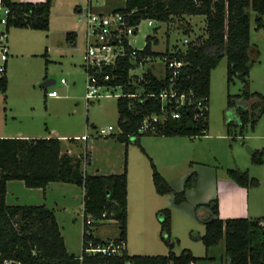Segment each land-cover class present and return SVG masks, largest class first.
Segmentation results:
<instances>
[{"label":"trees","instance_id":"16d2710c","mask_svg":"<svg viewBox=\"0 0 264 264\" xmlns=\"http://www.w3.org/2000/svg\"><path fill=\"white\" fill-rule=\"evenodd\" d=\"M89 1V0H88ZM12 17L11 28L49 30L51 0L38 3L14 2L7 0ZM77 9V8H76ZM75 9V10H76ZM111 13H119L127 23L137 27L142 21L152 20L169 24L174 20L184 23V34L189 38L192 29L185 24L186 17L202 16L204 18L203 34L194 39L189 38L185 49L174 46L163 52L153 50L158 45L154 36L145 37V45L139 57L153 59H176L186 63L179 75L173 79L178 91L190 95L191 104L177 109L178 119H168L156 127L155 132L139 134L142 121L151 115L160 114L161 108H167L169 115L176 111L174 102L161 105L157 99L145 94L160 91L169 84L171 74L168 70L156 75L152 67L143 74L142 81L129 78L128 72L133 67L128 56L119 61L116 68L102 69V75L114 77L106 82L113 87L119 85L125 94L142 92L141 99L122 97L117 99V127L120 133L105 138H113L124 144L125 157L129 144H134L147 155L141 147L142 137L187 138L194 139L207 135L209 128V86L210 75L220 61L226 59V83L229 86L235 79L243 84L240 94L227 95V108H233L239 118L240 128L248 123L253 127L255 120L264 112V99L258 93L249 91V73L251 67V13L254 14L256 30H264V0H123V6L115 7ZM187 23V22H186ZM75 33H67L74 42ZM46 57V52H45ZM116 76V77H115ZM7 79H0V94L5 95ZM255 98V113L245 106ZM5 99V97H4ZM205 108L202 116L197 104ZM88 105V104H87ZM162 106V107H161ZM251 109H254L253 105ZM228 123L227 127H233ZM229 131V130H228ZM134 139L131 141V139ZM68 142H71L70 140ZM79 144V142L75 143ZM84 148L86 163L88 154L86 146L80 147V157ZM149 159V158H148ZM151 178L154 189L159 196L174 195V205H181L185 192L193 188L197 175L191 173L184 182L183 190L174 192L159 174L149 159ZM253 165L264 164L263 151L255 150L251 155ZM82 160L62 152V143L56 137L38 139L0 138V264H198L207 260L194 257L190 250L180 255L173 252L171 237V210L163 208L156 215L160 224L161 241L168 247L167 255H128L121 258L88 256L82 251L79 256L69 254L65 247L60 227L55 214L45 206H10L6 203L7 183L21 181L28 189H45L51 183H67L83 189L82 245L87 240L94 243L100 239L94 237L100 222L115 221L117 239L127 238V166L124 160L120 174H87L81 169ZM228 177L237 186L245 189L257 188L260 183L249 176L247 170H228ZM195 215L204 226L203 235H193L194 241H200L207 251L224 241V259L222 264H264V219L230 218L221 219L217 197L195 207ZM91 219V225L86 221ZM102 241V240H101Z\"/></svg>","mask_w":264,"mask_h":264},{"label":"rangeland","instance_id":"374dc122","mask_svg":"<svg viewBox=\"0 0 264 264\" xmlns=\"http://www.w3.org/2000/svg\"><path fill=\"white\" fill-rule=\"evenodd\" d=\"M12 1L25 2L26 0ZM96 1L98 5H95ZM87 4L88 0H51L48 31L20 28L9 30L8 43L13 53L10 62H13L14 71L10 76L8 92L2 95L8 104L6 108L8 111L9 107H14L18 108V113L27 115L28 109L33 107L36 110L35 115L46 123L45 128L55 129L59 133L62 131L74 133L73 131L79 130L91 133L95 128L108 126L114 127L117 132L118 114L115 97L102 98L88 105L84 100L85 73L82 65L85 28L78 22L75 9L78 5L84 7ZM92 4L95 6L93 10H97L101 7L123 6V0H92ZM254 17L251 13L252 63L249 73V91L262 95L264 99V30H256ZM147 22L142 21L138 26V32L133 38L136 48H142L145 37L149 35L158 40V45L153 47L155 51L163 52L166 48L172 49L174 46L185 49L184 39H194L197 35L203 34L204 18L202 16L185 18V24L192 29L189 38L183 32L184 23L178 20L169 24H153L152 27H149ZM72 31L78 33L76 46L67 37V33ZM15 56L18 58L13 60ZM226 65V59L223 58L210 75L207 135L194 139L142 137L140 144L147 155L131 143L126 157L124 144L117 140L110 137L92 139L88 142V146L92 145V160L85 164V168L82 167L87 174H93L96 171L98 174L110 173V171L122 169L126 158L127 170L136 185L135 179L140 172L150 173L149 159H151L159 174L174 192L182 191L188 176L195 173L196 185L185 192V200L181 205H174L173 194L156 198L162 201V209L171 210L170 242L174 246L173 252L180 255L184 250H190L193 256L199 258L207 255L208 259L198 264L223 263L224 241L210 248L206 253L203 244L200 241H194L191 234L204 233L203 224L195 215L194 209L197 205L207 203L217 195L222 199L235 200L236 197L239 199L233 191V188H237L236 184L228 177L227 171L247 170L249 176L262 184L259 189L249 188V193L244 191L243 195L240 194L243 202L247 199L246 202L251 204L258 197H264V164L251 163L252 152L259 150L264 153V112L259 119L255 120L253 127L248 123L243 129L240 128L235 110L227 108V95L240 94L243 84L235 79L227 86ZM151 67L156 75L163 73V65L155 63ZM49 80L53 81V84L46 88L41 87ZM62 80L65 81V85L61 84ZM52 91L56 92L59 98L53 99L46 96V92ZM46 101L50 110L49 114H45ZM255 101L253 98L245 104L253 114ZM252 105L254 109H251ZM228 123H233L234 126L228 128ZM133 140L132 138L131 141ZM63 143L65 145L62 144V150H65L68 141ZM75 151L80 152L81 149L76 148L73 153ZM149 186L152 190V185ZM153 194L156 193L153 192ZM77 198L74 203L70 202L65 216L59 221L60 229L65 237H68L70 245L79 244L81 252L83 220L80 191ZM228 204L236 207L244 203L229 200ZM156 211L146 214L145 219L141 221L130 217L132 228L126 241L128 255H167L168 247L161 241ZM115 236H117L115 221L100 222L94 232V237L97 239L100 237L114 239Z\"/></svg>","mask_w":264,"mask_h":264},{"label":"built area","instance_id":"2783aa9c","mask_svg":"<svg viewBox=\"0 0 264 264\" xmlns=\"http://www.w3.org/2000/svg\"><path fill=\"white\" fill-rule=\"evenodd\" d=\"M95 5H98L96 1ZM95 6L92 4V0L88 1V4L84 7H77L76 14L77 20L85 28V50L83 56L82 68L85 73V93L84 100L86 104L93 101L100 100L102 98L115 97L116 99L122 97H128L131 99H141L142 92H135L133 94H125L122 86H111L106 82L112 80L114 77H110L109 74L102 75V69L104 68H116L119 61L128 56L127 50H131L129 58L133 63V67L129 70L128 76L134 82L142 81L143 74L146 69L153 66L155 63L163 65V71L168 70L171 74L169 84L167 87L157 92H150L145 94L146 97L158 99L163 106L164 104H170L174 102L176 111H172L171 114L167 112V108H161L160 114H154L146 117L140 127L139 134L153 133L156 127L163 124L168 117L172 119L179 118V112L177 109L191 104L190 95L184 93L180 94L178 91L181 86L175 87L173 79L176 78L182 67L186 65L185 62L176 59H153L151 57H139L138 53L144 48H136L134 46V36L138 32L135 26L126 22L125 17L119 13L100 12L93 10ZM12 17V12L7 4V0H0V79L6 75V65L10 55V49L8 44L9 34V22ZM147 25L152 27L157 22L147 20ZM189 40L184 39L183 43L186 45ZM145 45V44H144ZM139 71V72H137ZM116 77V76H115ZM136 83V82H135ZM61 84L65 85V81L62 80ZM47 97L57 98L59 97L56 92H47ZM161 106V107H162ZM205 106L201 102L197 104V110L199 113L195 114L194 118L197 119L202 116V111ZM117 132L112 126L107 128H95L91 133H85L82 136L69 139L72 144L77 142L85 143L90 139H98L100 137H107L110 135H116L120 133V129L117 127ZM67 140V141H69ZM82 148V155H74L71 148H65L62 152L69 156H75L82 160V164H86L85 152ZM92 220L88 219L86 225H91ZM89 235V231L82 230V234ZM81 251L88 256H104L107 258H121L124 254H127V243L123 239H112L94 243L91 240H87L84 245L81 246ZM8 264V263H5Z\"/></svg>","mask_w":264,"mask_h":264},{"label":"crops","instance_id":"0c3cea01","mask_svg":"<svg viewBox=\"0 0 264 264\" xmlns=\"http://www.w3.org/2000/svg\"><path fill=\"white\" fill-rule=\"evenodd\" d=\"M25 2L38 3V2H42V0L41 1L26 0ZM77 7H79V5L76 6V8ZM114 8L115 7L113 6L112 8H102L101 7L98 9V11L110 12ZM72 32L75 33V36H74L75 41L73 45L76 46L78 42V33L74 31ZM12 56H13V53L11 52V49H10L9 60L6 65V79H7L6 92H8V89L10 87V76L12 75L14 71L13 62L12 61L10 62V57ZM17 58L18 56H15V58H12V59L14 60ZM46 96H47V92H46ZM57 98H53V99H57ZM2 99H3V96L0 95V138L38 139V138L56 137L59 140H61L62 144H64L63 143L64 141H67L74 137L82 136L85 133L83 130L73 131L74 133H67V131L65 132L62 131V133H59L55 129L45 128L46 123L41 121L40 120L41 118H38L37 115H35L36 114L35 108L31 107L30 110L28 109L29 114L22 115L18 113V108L9 107V111H8L6 109L8 107V104L6 103V101H4V99L2 101ZM45 106H46L45 114H49L50 110L48 109L47 101H46ZM7 113H8V116H7ZM8 119H10V121ZM87 123L88 121H86V125ZM87 126L85 127V130ZM157 138L164 139L163 137H157ZM88 142L89 140L85 143L79 142V144H72L71 142H68L65 147L66 148L70 147L71 150L73 151L76 148H78L79 150L81 146L82 147L86 146L87 154H88V163H89L90 160H92V145L88 146ZM143 144L145 143L143 142ZM79 153L80 152L75 151V153L73 154L78 155ZM88 163H86V165ZM86 165H82L81 169L84 170ZM83 166L84 168H82ZM122 171H123V168L117 171H110V173H104L101 175L120 174ZM85 172L87 171L85 170ZM96 172L93 174H96ZM93 174H90V175H93ZM135 182H136V185H134V181L132 180L130 172L127 170V238H126V241L128 240L130 229L132 228L130 224V221H132L131 218L135 220L139 219L140 221L144 220L146 217L145 216L146 214L149 215V213L152 211L154 212L155 210L158 211L162 209V206H163L161 203L162 201L156 197H164V196H159L156 193L153 183H152L151 171L149 174H146V171L143 173L140 172V175L136 177ZM149 185H152L153 187L152 190ZM235 186L237 188H233V191L239 196V199L237 197H236L237 200L229 199V198L228 199L236 203L241 202L244 204H239L236 206L237 207L236 208L228 204L229 203L228 199H222L221 196L217 195V199L219 203L220 218L223 220L230 219V218H262L264 219V197L263 198L258 197L257 200L251 204L249 202H246L247 199L245 200V202H243L242 197H240V194L243 195L244 191L248 193L250 191L248 189L241 188L237 185ZM261 186L262 184H260V186L256 189H259ZM78 191H80V199H81V205H82L83 193H84L83 189L75 185H72V184L51 183L45 189H28L24 186L23 182L21 181H9L7 183L6 203L7 205H10V206H45L46 208L54 212L57 223L60 227L59 220L60 218L65 216V212L69 208L70 202L74 203L75 200L78 199L77 198ZM153 192L156 194H153ZM240 205H241V208H239ZM133 229H135V226H133ZM82 230H83V224H82ZM61 235L63 237L67 252L69 254L79 256L80 255V251H79L80 245L77 243L76 245H70V241L67 239L68 237H65L62 231H61ZM117 237H118V234L117 236L114 237V239H117ZM98 239L102 241L112 240L109 238H101V237Z\"/></svg>","mask_w":264,"mask_h":264},{"label":"water","instance_id":"95a60500","mask_svg":"<svg viewBox=\"0 0 264 264\" xmlns=\"http://www.w3.org/2000/svg\"><path fill=\"white\" fill-rule=\"evenodd\" d=\"M51 84H53V81L49 80V81L44 82V83L41 85V87L46 88V87H48V86L51 85ZM252 153H253V152H252Z\"/></svg>","mask_w":264,"mask_h":264}]
</instances>
